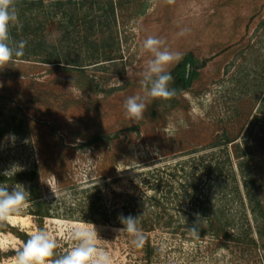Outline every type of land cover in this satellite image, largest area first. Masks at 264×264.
I'll return each instance as SVG.
<instances>
[{
  "label": "rangeland",
  "instance_id": "obj_1",
  "mask_svg": "<svg viewBox=\"0 0 264 264\" xmlns=\"http://www.w3.org/2000/svg\"><path fill=\"white\" fill-rule=\"evenodd\" d=\"M118 9L120 59L114 64L89 66L82 74L34 61L0 70V183L14 165L15 175L37 166L40 196L56 217L39 223L26 211L33 220L25 223L27 230L47 224L57 253L71 247L70 231L84 226L75 219L84 190L99 187L109 205L114 193L142 187L150 172L207 154L205 147L222 129L241 137L255 115V92L264 90V0H120ZM148 35L164 39L179 61L190 55L198 66L205 64L176 103L149 100L144 119L133 122L123 103L142 94L139 80L151 58L142 49ZM133 127L138 131H126ZM98 136L104 142L94 143ZM15 183H7L9 191ZM236 203L225 206L238 242L156 230L143 233V246L135 247L121 228L93 225L102 239L98 246L114 264H264V249L250 242L256 238L253 217ZM0 232L26 236L10 225ZM11 255L0 253V264Z\"/></svg>",
  "mask_w": 264,
  "mask_h": 264
},
{
  "label": "trees",
  "instance_id": "obj_2",
  "mask_svg": "<svg viewBox=\"0 0 264 264\" xmlns=\"http://www.w3.org/2000/svg\"><path fill=\"white\" fill-rule=\"evenodd\" d=\"M119 4L120 0H17L22 27L19 30L13 28L12 36L17 41H27L24 54L17 62L34 61L67 67L80 74L89 66L114 64L120 59L117 36ZM253 19L251 17L249 22ZM204 64L198 66L190 55L179 61L170 70L173 77L170 86L177 89V95L167 101L176 103L177 98L191 88L197 71ZM262 92V88L255 92L259 100L255 115L241 137L232 136L224 128L205 147L207 154L150 172L141 184L144 188L151 187L153 192L150 196L142 187H135L131 193H114L108 205L99 187L84 190L82 194L86 195L80 216L75 219L123 228L119 218L131 216L137 217L138 226L144 234L162 230L172 236L238 242L239 237L236 236L239 232L225 206L233 201L246 207L252 215L256 238L250 242L260 244L264 249ZM126 131L137 132L138 127ZM104 140L102 136L93 139L94 143ZM37 179L36 165L14 177H2L6 183L28 186L31 207L27 211L42 223L56 216L52 214L50 204L41 198ZM197 214L202 219L198 225L199 238L189 233V227L197 221ZM248 229L251 232L250 227ZM18 238L27 239L19 234ZM146 251L150 253L149 245Z\"/></svg>",
  "mask_w": 264,
  "mask_h": 264
},
{
  "label": "clouds",
  "instance_id": "obj_3",
  "mask_svg": "<svg viewBox=\"0 0 264 264\" xmlns=\"http://www.w3.org/2000/svg\"><path fill=\"white\" fill-rule=\"evenodd\" d=\"M168 2L173 3L174 0ZM21 27L17 0H0V70L17 62L24 54L27 41H17L12 36V29L19 30ZM180 34L183 35L184 32ZM165 45L164 39L153 35H148L142 42V49L151 54L139 80L142 94L131 95L123 103L126 118L133 122L144 119L149 100H170L177 95V89L170 86L173 82L170 68L181 57ZM180 123L187 127L183 120ZM16 169L18 167L14 165L4 171L3 175L14 176ZM9 187L7 183H0V227L10 225L17 228L26 234L27 239L20 240L11 233L0 232V253H12L6 257L7 264H114L109 252L98 246V241L102 239L91 223L84 222V226L73 228L66 237L71 242V247L57 253V238L47 224L27 230L25 222L33 220L32 217L24 215L31 207V193L21 183L11 185V191ZM119 219L123 228L118 231L132 236L131 242L135 247H142L145 237L138 226L137 217L121 216ZM201 221L197 214L196 223L189 227L191 236L199 238L198 225Z\"/></svg>",
  "mask_w": 264,
  "mask_h": 264
}]
</instances>
